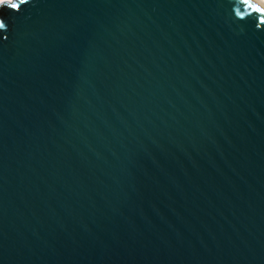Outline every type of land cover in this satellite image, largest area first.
<instances>
[{
    "label": "water",
    "instance_id": "1",
    "mask_svg": "<svg viewBox=\"0 0 264 264\" xmlns=\"http://www.w3.org/2000/svg\"><path fill=\"white\" fill-rule=\"evenodd\" d=\"M0 8V264H264V0Z\"/></svg>",
    "mask_w": 264,
    "mask_h": 264
},
{
    "label": "clouds",
    "instance_id": "2",
    "mask_svg": "<svg viewBox=\"0 0 264 264\" xmlns=\"http://www.w3.org/2000/svg\"><path fill=\"white\" fill-rule=\"evenodd\" d=\"M19 2H21V0H19ZM27 2H28V0H22V4H26ZM16 3H17L16 0H0V6L7 4L14 11H19L20 7L12 8V5L16 4ZM0 30L4 31L5 33L7 31V24L5 23V21L2 17H0ZM4 38L5 39L7 38L6 35Z\"/></svg>",
    "mask_w": 264,
    "mask_h": 264
},
{
    "label": "snow or ice",
    "instance_id": "3",
    "mask_svg": "<svg viewBox=\"0 0 264 264\" xmlns=\"http://www.w3.org/2000/svg\"><path fill=\"white\" fill-rule=\"evenodd\" d=\"M21 4H22V0H21V2H18L16 4H13L12 5V8H18V7H20ZM255 10L256 11H260V12H264V9H260V8H256Z\"/></svg>",
    "mask_w": 264,
    "mask_h": 264
},
{
    "label": "trees",
    "instance_id": "4",
    "mask_svg": "<svg viewBox=\"0 0 264 264\" xmlns=\"http://www.w3.org/2000/svg\"><path fill=\"white\" fill-rule=\"evenodd\" d=\"M2 10V8H0V11Z\"/></svg>",
    "mask_w": 264,
    "mask_h": 264
}]
</instances>
